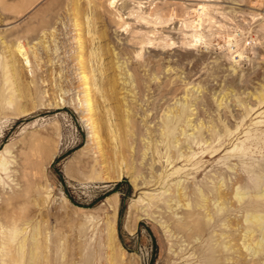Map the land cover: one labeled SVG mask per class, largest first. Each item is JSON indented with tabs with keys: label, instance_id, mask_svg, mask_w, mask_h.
<instances>
[{
	"label": "rangeland",
	"instance_id": "1",
	"mask_svg": "<svg viewBox=\"0 0 264 264\" xmlns=\"http://www.w3.org/2000/svg\"><path fill=\"white\" fill-rule=\"evenodd\" d=\"M0 32V264H264V0H0Z\"/></svg>",
	"mask_w": 264,
	"mask_h": 264
},
{
	"label": "bare ground",
	"instance_id": "2",
	"mask_svg": "<svg viewBox=\"0 0 264 264\" xmlns=\"http://www.w3.org/2000/svg\"><path fill=\"white\" fill-rule=\"evenodd\" d=\"M203 8V7H201ZM0 35H1V38H4L5 36H3V33L0 32ZM19 48L22 47V45L18 44ZM5 64L3 62H0V68L2 70H5ZM16 73V72H15ZM13 75V72L12 74ZM5 78V77H4ZM8 78V77H7ZM8 82V81H7ZM3 88V87H2ZM13 94V92H12ZM3 93H1V90H0V110H4V109H7L9 106H7L5 103L8 101V102H13L14 99L9 96V97H3L2 98ZM164 113V112H163ZM168 113V112H167ZM170 116V115H169ZM168 116V117H169ZM176 118V117H175ZM164 120V119H163ZM190 120V119H189ZM194 126V125H193ZM190 128V127H189ZM192 130V129H191ZM163 131V130H162ZM184 136V135H183ZM176 141V139H175ZM146 152V151H145ZM144 152V153H145ZM124 156V155H123ZM123 158V157H122ZM264 185V182L263 184ZM238 194V193H236ZM245 194V193H244ZM251 194V193H249ZM243 195V194H242ZM242 195H240V198H242ZM256 196H261V197H264V190H263V187L260 191V193H257ZM240 200V199H239ZM245 222H247L248 224L246 225L245 227V236L247 238V240H245L243 246L245 248H252L253 250H255L254 252H258L260 250H264V212L262 211H257V210H253V211H249V212H246V215H245ZM244 222V223H245ZM229 223V222H228ZM245 238V237H244ZM251 244L253 246H251ZM227 247V246H226ZM251 250V249H250Z\"/></svg>",
	"mask_w": 264,
	"mask_h": 264
}]
</instances>
